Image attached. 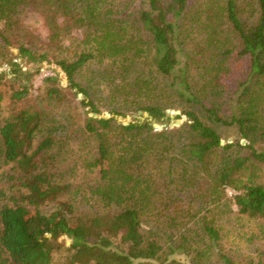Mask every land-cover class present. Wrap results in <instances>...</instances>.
Segmentation results:
<instances>
[{
    "label": "trees",
    "instance_id": "trees-1",
    "mask_svg": "<svg viewBox=\"0 0 264 264\" xmlns=\"http://www.w3.org/2000/svg\"><path fill=\"white\" fill-rule=\"evenodd\" d=\"M132 1L0 0V264H264V0Z\"/></svg>",
    "mask_w": 264,
    "mask_h": 264
},
{
    "label": "rangeland",
    "instance_id": "rangeland-1",
    "mask_svg": "<svg viewBox=\"0 0 264 264\" xmlns=\"http://www.w3.org/2000/svg\"><path fill=\"white\" fill-rule=\"evenodd\" d=\"M139 1L140 0H133L132 2L134 5H139L140 4ZM27 21H29V23L32 25L33 29H35V33L42 40H45L46 35H47V31L43 27L39 18L35 15H32V16L29 15V16H27ZM72 33H73V35L80 37V33L78 30L73 31ZM9 51H10L9 57H11L14 61L20 63L22 71H26L30 74V79L27 82V85L30 88V93L25 98V103L29 102L30 100H33L35 98V96L41 92L40 87L43 85V78L46 76L57 75V77L59 79V83L62 86H65L67 84L66 75L60 70V68L56 64H54L52 62H48V61H41L38 64L25 62V60L21 56L18 55V51L16 48H11V49H9ZM0 74H2L4 77H10L12 75L11 70H10V66L7 64L0 66ZM36 102H39V100H37ZM174 111L176 113H179V110H174ZM102 114L107 115V116H111V114H109L108 112H103ZM133 114H134L133 112L128 113V114H126V116L129 115L130 118L133 119L134 118ZM183 119H184L183 117L179 118V120H181V121ZM159 123H161V122H159ZM219 132L221 133V136L224 138V140H226V142H231L233 140V138L238 137V134L234 128H220ZM222 143H223V141H222ZM241 143H245V142H243V140H241ZM233 193H234V190L227 189V194L229 196H231V194H233ZM83 208H86V207H83ZM229 226L230 225L228 223L226 225L225 229H229L228 228ZM226 231H228V230H226ZM225 234H228V233L225 232ZM224 240H225L224 242H225L226 246L227 245L231 246L232 251L235 249H238L235 247L234 242H232L231 236L224 238ZM58 241L61 242L64 246H68L71 242L70 239H68L65 236L59 237ZM230 242H231V244H230ZM239 251L240 252L243 251L244 253H247V252H249V249L247 247H244V245H242V246H240Z\"/></svg>",
    "mask_w": 264,
    "mask_h": 264
},
{
    "label": "water",
    "instance_id": "water-1",
    "mask_svg": "<svg viewBox=\"0 0 264 264\" xmlns=\"http://www.w3.org/2000/svg\"><path fill=\"white\" fill-rule=\"evenodd\" d=\"M78 96L80 97L81 93H79ZM136 113L133 114L136 120L138 121L147 120L153 125L155 129H159L161 127L168 128V127L176 126L182 122L181 120L175 118V115L177 113L174 110H167L166 115L161 118V123H159L155 118H153L147 113H141V112H136ZM102 115L103 114H101L100 116ZM103 116L109 117L107 115H103ZM116 119L124 123H126L129 120H132L129 115H127L126 118H120L119 116H116ZM243 142H246V141L243 140Z\"/></svg>",
    "mask_w": 264,
    "mask_h": 264
}]
</instances>
